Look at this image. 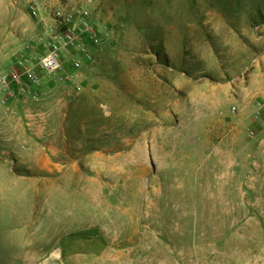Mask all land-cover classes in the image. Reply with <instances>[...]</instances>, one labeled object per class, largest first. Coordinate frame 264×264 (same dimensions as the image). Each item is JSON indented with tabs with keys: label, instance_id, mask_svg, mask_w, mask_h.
Segmentation results:
<instances>
[{
	"label": "rangeland",
	"instance_id": "1",
	"mask_svg": "<svg viewBox=\"0 0 264 264\" xmlns=\"http://www.w3.org/2000/svg\"><path fill=\"white\" fill-rule=\"evenodd\" d=\"M69 14L91 56L0 105V264H264V0H0V75Z\"/></svg>",
	"mask_w": 264,
	"mask_h": 264
},
{
	"label": "built area",
	"instance_id": "2",
	"mask_svg": "<svg viewBox=\"0 0 264 264\" xmlns=\"http://www.w3.org/2000/svg\"><path fill=\"white\" fill-rule=\"evenodd\" d=\"M61 22L66 30L53 34V39L45 44L47 49L37 58L36 63L20 58L9 73L0 75V93L11 98L38 101L45 76L60 73L66 61L74 68H79L82 59L91 56L80 38L81 32H87L90 39L98 41V36L90 29L89 23L84 21L82 26H72L71 14L63 17Z\"/></svg>",
	"mask_w": 264,
	"mask_h": 264
},
{
	"label": "crops",
	"instance_id": "3",
	"mask_svg": "<svg viewBox=\"0 0 264 264\" xmlns=\"http://www.w3.org/2000/svg\"><path fill=\"white\" fill-rule=\"evenodd\" d=\"M0 99H1V101H0V105L3 103L4 105H6V104H13L14 102H15V98H11V97H7L5 94H3L2 95V93H0ZM18 101H20V99H18ZM21 102V101H20ZM12 107V106H11ZM10 107V108H11ZM43 113V112H42ZM32 116H31V118L33 119V118H35L36 119V117H37V115H39V117H41L42 118V114L41 113H39V112H37V113H32L31 114ZM38 119H40V118H37V120L36 121H39ZM36 121H31V122H29V124L31 125V127H32V131H30V133H34V134H37V135H43L44 134V130L42 129V125H41V122H38V124H35L36 123ZM29 138L31 139L32 137L31 136H29ZM14 142H15V140H14Z\"/></svg>",
	"mask_w": 264,
	"mask_h": 264
}]
</instances>
